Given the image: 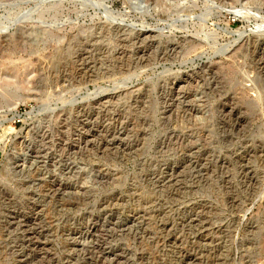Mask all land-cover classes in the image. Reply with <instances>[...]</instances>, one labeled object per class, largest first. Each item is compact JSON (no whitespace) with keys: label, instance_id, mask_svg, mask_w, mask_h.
Returning a JSON list of instances; mask_svg holds the SVG:
<instances>
[{"label":"rangeland","instance_id":"rangeland-1","mask_svg":"<svg viewBox=\"0 0 264 264\" xmlns=\"http://www.w3.org/2000/svg\"><path fill=\"white\" fill-rule=\"evenodd\" d=\"M0 264H264V0H0Z\"/></svg>","mask_w":264,"mask_h":264},{"label":"bare ground","instance_id":"bare-ground-1","mask_svg":"<svg viewBox=\"0 0 264 264\" xmlns=\"http://www.w3.org/2000/svg\"><path fill=\"white\" fill-rule=\"evenodd\" d=\"M144 54V53H143ZM145 60V59H144ZM104 105V104H103ZM120 131V130H119ZM124 131V130H123ZM116 135V134H115ZM123 135V132H121L120 133V135L118 136V137H121ZM108 139V138H107ZM124 140V139H123ZM112 141L113 142H115V143H118V142H122V140L120 139V138H117V136L116 137H114L113 139H112ZM126 141V140H125ZM133 222V221H132ZM132 225V224H131ZM104 227V226H103ZM133 227H135L137 230H139L140 229V225L139 224H133V226L131 227V228H133ZM97 231V230H96Z\"/></svg>","mask_w":264,"mask_h":264}]
</instances>
